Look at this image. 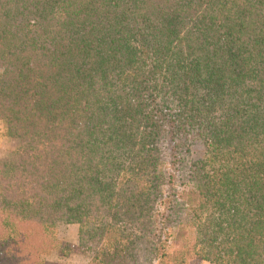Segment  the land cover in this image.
Segmentation results:
<instances>
[{"label": "trees", "instance_id": "16d2710c", "mask_svg": "<svg viewBox=\"0 0 264 264\" xmlns=\"http://www.w3.org/2000/svg\"><path fill=\"white\" fill-rule=\"evenodd\" d=\"M0 122V264H264V0H0Z\"/></svg>", "mask_w": 264, "mask_h": 264}, {"label": "rangeland", "instance_id": "374dc122", "mask_svg": "<svg viewBox=\"0 0 264 264\" xmlns=\"http://www.w3.org/2000/svg\"><path fill=\"white\" fill-rule=\"evenodd\" d=\"M13 141V146L14 148L17 145L16 140H12ZM11 141V143H12ZM164 151L163 156L165 159V168H166V181L170 179L169 175L170 174H176V184L178 185V189H183V188H190L192 185L191 184H187V185H183L181 186V180L179 179V171H176L177 168L174 167L173 163H171L172 161V157L171 155L168 153V151L163 147L162 149ZM8 154V153H7ZM6 154V155H7ZM5 155V156H6ZM176 166H178V163L176 164ZM164 168V167H163ZM186 183H190L189 181H186ZM160 190L162 191V196H160V198L165 197V195L167 193H169L170 191V186L166 183H163L160 186ZM159 202H157L155 205H158V207L160 208V204H158ZM79 225L77 223H60L57 227V239L61 240V246H62V241H64L65 243L69 244V249L67 254H62V252L58 253V251L56 252H51L50 254H45L43 256L45 262L47 264H89L91 257L93 256L94 252L92 249L87 248L85 245H83L81 243L80 240V229H79ZM173 239V236L170 237V241ZM178 241V246L177 247H181L183 246V244L186 243L179 241L178 239H176ZM189 263L188 264H211L210 261L205 260L201 257H197L194 255V257L189 258ZM45 263V264H46ZM154 264H157V262Z\"/></svg>", "mask_w": 264, "mask_h": 264}, {"label": "crops", "instance_id": "0c3cea01", "mask_svg": "<svg viewBox=\"0 0 264 264\" xmlns=\"http://www.w3.org/2000/svg\"><path fill=\"white\" fill-rule=\"evenodd\" d=\"M2 131H3V127H2V123L0 122V134ZM12 140H13L12 138L6 136L0 137V158L4 157L7 153H9L10 150L14 148Z\"/></svg>", "mask_w": 264, "mask_h": 264}]
</instances>
